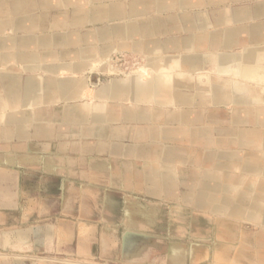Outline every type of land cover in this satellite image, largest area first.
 <instances>
[{"label":"crops","instance_id":"0c3cea01","mask_svg":"<svg viewBox=\"0 0 264 264\" xmlns=\"http://www.w3.org/2000/svg\"><path fill=\"white\" fill-rule=\"evenodd\" d=\"M59 1L48 0L35 12L15 16L11 29H0V112H5L0 137L28 141L22 147L24 156L10 153L0 161H39L44 171L91 179L102 176L97 156L106 149L113 155L152 159L155 148L137 146L149 139L160 144L157 155L162 163H172L186 152L204 167L215 168L203 171L199 180L193 179L194 188L181 190L182 199H190L199 209L195 204L199 193L210 186L205 182L216 179L222 186L238 184L236 192L244 195L237 201L251 208L264 175L261 169L245 166L249 160L260 166L264 163V95L242 81L264 80V0H74L73 5ZM98 9L107 11L92 21V12ZM6 31L13 34L6 35ZM114 52L146 56L147 72L110 78L101 86L90 83V72L110 75L101 62ZM221 65L230 68L220 73ZM246 69H254L256 78H244ZM214 70L225 78L223 82L212 76L209 81L202 78L203 73ZM198 74L195 80L189 77ZM232 74L241 79L240 84ZM216 90L220 98H214ZM58 105L62 107L55 110ZM229 105L233 107L229 119L212 113ZM73 136L81 143L76 144ZM129 137L135 142L119 141ZM174 141L189 146H171ZM8 149L14 152L16 147L10 144ZM87 160L88 164L82 163ZM32 164L23 165L30 168ZM235 168L238 176L227 172ZM109 176L118 185L134 177V186L152 185L151 195L160 198L175 195L176 186L183 183L178 169L165 165L160 169L150 165L144 173H130L124 167ZM245 182H252L249 191L243 190ZM207 192L223 193L210 188ZM261 204L263 209L264 198ZM221 205L231 204L225 201ZM251 222L264 227L262 222Z\"/></svg>","mask_w":264,"mask_h":264},{"label":"rangeland","instance_id":"374dc122","mask_svg":"<svg viewBox=\"0 0 264 264\" xmlns=\"http://www.w3.org/2000/svg\"><path fill=\"white\" fill-rule=\"evenodd\" d=\"M139 59L129 53L114 52L108 61L120 73L93 71L88 73L90 83L94 81L101 86L110 78H122L138 68L142 63ZM199 75L189 77L195 80ZM209 76L222 82L225 79L216 70L203 73L202 78L208 80ZM232 76L236 83L241 81L236 74ZM247 83L264 95L262 78L242 81L243 85ZM232 108L229 105L212 113L229 119ZM4 114L0 112V119ZM73 138L76 144L81 143L78 136ZM119 141L135 142L130 137ZM27 142L0 138V157L10 153L12 157L24 156L22 147ZM10 144L16 147L14 152L8 149ZM170 145L189 146L181 141ZM137 146L155 148V153L161 147L149 139L141 140ZM97 158L102 163V176L81 180L72 174L63 176L44 171L39 161L23 162L33 163L30 168L21 161H0V264H264L255 240L258 232L263 231L260 225L239 220L233 230H222L219 223L226 215L199 210L181 198V190L194 188L193 179L199 180L205 170H215L212 165L204 167L195 155L191 157L186 152L172 163H162L157 154L147 160L125 153L113 155L110 149L102 151ZM150 165L178 169V178L183 183L176 186L175 195L155 197L149 191L152 185L134 186L131 181L134 177L120 185L110 181L111 171L126 167L130 173H144ZM227 172L238 176L236 168ZM217 236L222 237L221 242H217Z\"/></svg>","mask_w":264,"mask_h":264},{"label":"bare ground","instance_id":"6f19581e","mask_svg":"<svg viewBox=\"0 0 264 264\" xmlns=\"http://www.w3.org/2000/svg\"><path fill=\"white\" fill-rule=\"evenodd\" d=\"M58 1V0H57ZM74 0H60L59 3L61 5H65V4H72ZM88 1V0H87ZM48 2V0H0V18H2V22L0 25V29H2L3 31L11 29L12 28V24H13V19L15 16L18 15H23V14H28L30 12H35L37 10L40 9V7L46 5ZM56 3V2H55ZM58 3V4H59ZM100 4V3H99ZM104 4V3H101ZM100 4V5H101ZM76 5V4H75ZM78 5V4H77ZM106 5V4H105ZM95 7V6H94ZM96 8V7H95ZM92 9V8H91ZM107 9V8H106ZM105 9V10H106ZM107 11V10H106ZM106 11H101L98 9V12L93 11L92 12V18L91 20L96 21L95 17L100 18V16H104ZM40 17V15H39ZM37 20V19H36ZM40 22V21H39ZM61 22V21H60ZM36 23V22H35ZM34 23V24H35ZM32 24V23H30ZM37 24V23H36ZM123 24V23H122ZM38 25V24H37ZM128 25V24H127ZM138 25V24H137ZM22 26V25H21ZM28 26V24H27ZM20 28V27H19ZM23 28V27H22ZM21 28V29H22ZM23 30V29H22ZM93 30V29H92ZM25 32V31H24ZM154 32V31H153ZM28 33V32H27ZM33 35V34H32ZM29 36V35H28ZM29 39V38H28ZM42 42V41H41ZM137 44V43H136ZM26 45V44H25ZM167 46V45H166ZM116 50V48H115ZM170 51V50H169ZM107 52V51H106ZM119 52V51H117ZM139 54V53H138ZM99 56V55H98ZM104 56V55H103ZM133 57H136L137 59L141 60L142 63H139L138 68L136 67V69H132V71L130 70L129 73H127V76H131V77H136L138 74H142L147 72L148 70V58L144 55L142 56H138V55H131ZM80 57H78L79 59ZM219 58V57H218ZM101 59V58H100ZM103 59V58H102ZM101 59V60H102ZM109 58L103 60L102 65H105L109 68V73L112 74H119L120 73V69L116 68L111 62L108 61ZM150 59V58H149ZM156 59V58H155ZM186 58H184L185 60ZM223 59V58H222ZM80 60V59H79ZM93 60V59H92ZM99 60V59H98ZM135 60V58H134ZM176 60V59H175ZM140 61V62H141ZM173 61V60H172ZM134 62V61H133ZM150 63V62H149ZM161 63V62H160ZM163 63V62H162ZM74 64V63H73ZM97 64V63H95ZM134 64V63H133ZM138 64V63H137ZM165 64V63H164ZM169 64V63H168ZM176 64V63H175ZM185 64V63H184ZM58 65V64H57ZM65 65V64H63ZM131 65V64H130ZM136 65V64H135ZM156 65V64H155ZM24 66V65H23ZM165 66V65H164ZM173 66V65H172ZM135 67V66H134ZM253 67V66H250ZM25 68V67H23ZM53 68V67H52ZM65 68V67H63ZM98 68V67H97ZM159 68V67H158ZM163 68V67H161ZM188 68V67H187ZM194 68V67H193ZM214 68V67H213ZM230 66H222L219 68V72L220 73H226L229 70ZM27 69V68H26ZM33 69V68H32ZM178 69V68H177ZM69 71V70H68ZM156 71V70H155ZM65 72V71H64ZM67 72V71H66ZM186 72V70H185ZM167 73V72H166ZM70 74V73H69ZM161 74V73H160ZM157 75V74H156ZM244 78L246 79H255L256 78V72L254 69H246L243 73ZM139 76V75H138ZM152 76V75H150ZM58 77V76H57ZM127 78V77H125ZM151 78V77H150ZM35 79V78H34ZM72 79V78H71ZM145 79V78H142ZM148 79V78H147ZM87 80V79H86ZM114 80V79H113ZM72 81V80H71ZM174 81V80H173ZM189 81V80H188ZM132 82V81H131ZM141 82V81H140ZM133 83V82H132ZM92 84H94V82H92ZM142 84V83H141ZM194 84V83H193ZM132 85V84H131ZM153 85V84H152ZM174 85V84H173ZM37 86V85H36ZM39 86V85H38ZM125 86V85H124ZM133 86V85H132ZM192 86V85H191ZM119 87V85H118ZM186 87V86H185ZM190 87V86H189ZM45 88V87H44ZM103 88V87H102ZM114 88V87H113ZM111 88V89H113ZM125 88H127L125 86ZM153 88V87H152ZM187 88V87H186ZM48 89V88H47ZM108 89V88H107ZM106 89V90H107ZM110 89V90H111ZM117 89V88H116ZM116 89H113L114 91ZM37 90V89H36ZM109 90V91H110ZM119 90V88L117 89ZM185 90V89H184ZM195 90V88H194ZM201 90V89H200ZM124 91V90H123ZM128 91V90H127ZM132 91V90H131ZM190 93V91H189ZM73 94V93H72ZM95 94V91H94ZM101 94V93H98ZM106 94V91H105ZM109 94V93H108ZM114 94V93H113ZM122 94V93H121ZM125 94V93H123ZM195 94V93H194ZM102 95V94H101ZM116 95V94H115ZM173 95V94H172ZM178 95V94H177ZM180 95V94H179ZM182 95V94H181ZM33 96V95H32ZM91 96V95H90ZM89 96V97H90ZM214 98H220L222 95L220 93V91L216 90L215 95H213ZM39 97V96H38ZM103 97V95H102ZM108 97V96H107ZM153 97V95H152ZM175 97V96H174ZM179 97V96H178ZM208 97V96H207ZM33 98V97H32ZM95 98V97H94ZM114 98V97H113ZM129 98V97H128ZM186 98V97H185ZM212 98V97H211ZM183 99V98H182ZM193 99V98H192ZM196 99V98H195ZM194 99V100H195ZM207 99V98H206ZM33 100V99H32ZM73 100V99H72ZM98 100V99H97ZM101 100V99H99ZM115 100V99H114ZM67 101V100H66ZM106 101V100H105ZM117 101V99H116ZM121 101V100H120ZM169 101V100H168ZM211 101V100H210ZM5 102V101H4ZM37 103V102H36ZM175 103V102H174ZM177 103V102H176ZM175 103V104H176ZM206 103V101H205ZM134 104V103H133ZM184 104V103H183ZM193 104V103H192ZM235 104V103H233ZM80 105V104H79ZM148 105V104H147ZM195 105V104H194ZM205 105V104H204ZM210 105V104H209ZM222 105V104H221ZM232 105V104H231ZM185 106V105H184ZM220 106V105H219ZM259 106V105H258ZM100 107V106H99ZM138 107V106H137ZM181 107V105H180ZM189 107V106H188ZM102 108V107H101ZM140 108V107H139ZM154 108V107H153ZM192 108V107H191ZM202 108V107H201ZM5 109V108H4ZM111 109V108H110ZM28 110V109H27ZM87 111V110H86ZM90 111V110H89ZM109 111V110H108ZM63 112V111H62ZM70 112V111H69ZM66 113V112H65ZM37 115V114H36ZM39 115V114H38ZM37 115V116H38ZM119 115V114H117ZM23 116V115H22ZM91 116V115H90ZM34 117V116H33ZM115 117V116H114ZM121 117V116H120ZM57 119V118H56ZM73 119V118H72ZM150 119V118H149ZM148 119V120H149ZM237 119V118H236ZM33 120V119H32ZM61 121V120H60ZM47 122V121H45ZM25 124V123H24ZM63 124V123H62ZM86 124V123H85ZM131 124V123H129ZM141 124V123H140ZM80 125V124H79ZM15 127V126H14ZM75 127V126H74ZM137 127V126H136ZM149 128V126H148ZM120 130V129H119ZM145 130V129H144ZM160 130V129H159ZM261 129H259L260 131ZM81 131V129L79 130ZM131 131V130H130ZM3 132V131H2ZM13 132V131H12ZM93 132V131H92ZM141 132V130H140ZM160 132V131H159ZM263 132V131H262ZM165 134H168L167 131H164ZM260 133V132H258ZM247 135V134H246ZM15 136V135H14ZM249 138L253 137V134L247 135ZM151 137V136H150ZM197 137H200V132H198ZM1 138V137H0ZM142 138V137H141ZM263 138H264V134H263ZM153 139V138H152ZM257 139V138H256ZM260 140V139H259ZM241 141V140H240ZM111 142V141H110ZM120 143H118L119 145ZM163 145V144H162ZM207 145V144H206ZM119 148V147H118ZM142 148V147H141ZM146 148V147H145ZM148 149V148H147ZM151 149V148H150ZM192 149V148H191ZM121 151V150H120ZM179 151V150H178ZM117 152V151H116ZM128 153V152H127ZM158 153V152H157ZM156 153V154H157ZM168 153V152H167ZM195 153V151H194ZM159 155V154H158ZM142 156V155H141ZM144 156V155H143ZM261 157V156H260ZM259 157V158H260ZM256 158V157H255ZM220 166V165H219ZM244 166V165H243ZM247 169L249 170H254V169H261L263 175H264V163L263 165H259L258 162H255L253 160H249L248 162L246 161V166ZM174 172V171H173ZM144 175V174H143ZM149 175V174H148ZM144 178V176H143ZM155 179V177H154ZM144 180V179H143ZM151 180V179H150ZM162 180V179H161ZM247 180V179H246ZM249 180V179H248ZM216 181V182H215ZM249 182V181H248ZM245 182L246 185L244 187L243 190L249 191L251 189V183ZM152 183V181H151ZM157 183V182H156ZM206 184L209 183L210 186L206 187L207 190L205 191H200L199 195V199L197 200V202L195 203L197 205V207L199 208V210H203V211H211L213 213H217L219 215H226L224 216V220L221 221L219 223L220 228L222 230H233L234 229V224L239 223V220H244V221H258V222H262V224H264V207L263 209L261 208V200L264 198V182H262L259 186L257 191H255V197L252 200V205L251 208L245 207L244 205H242L239 201L243 198L244 194L241 193H237L236 192V188L238 187V184H235L233 182H230L229 184H227L226 186H222V184H220L221 182L218 181L216 179L214 180H209L205 182ZM240 183V181H239ZM153 184V183H152ZM155 184V183H154ZM159 184V183H158ZM161 186V185H160ZM162 188V187H161ZM173 188V187H172ZM209 188L211 191H215V192H223L222 195L221 194H211L212 192H207L209 191ZM242 189V188H241ZM154 190V189H153ZM158 190V189H157ZM156 190V191H157ZM171 190V189H170ZM253 192V191H252ZM227 193V194H226ZM249 193V192H248ZM252 195V194H251ZM253 196V195H252ZM242 197V198H241ZM239 201H237V199H239ZM183 200L186 202H190V199H186L185 197H183ZM225 201H230V206H225V205H221L222 203H224ZM245 201V200H244ZM246 202V201H245ZM191 203V202H190ZM112 204V203H111ZM216 204V205H215ZM145 214V213H144ZM256 223V222H255ZM262 227L264 225H261ZM264 231V227L263 229H261ZM261 231L260 233L258 232V235L256 236V240H257V252L258 254H260L262 257H264V232ZM141 239V238H140ZM222 237L217 236V242H221ZM197 249H199V247H197ZM167 251V250H166ZM200 252V251H199ZM250 252V251H249ZM201 253V252H200ZM168 255V254H167Z\"/></svg>","mask_w":264,"mask_h":264}]
</instances>
